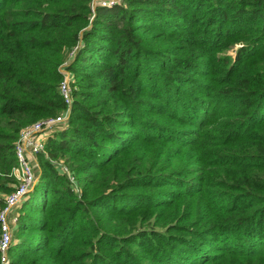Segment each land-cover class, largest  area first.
<instances>
[{"label": "trees", "instance_id": "trees-1", "mask_svg": "<svg viewBox=\"0 0 264 264\" xmlns=\"http://www.w3.org/2000/svg\"><path fill=\"white\" fill-rule=\"evenodd\" d=\"M91 7L0 0V209L18 132L65 116L8 264H264V0Z\"/></svg>", "mask_w": 264, "mask_h": 264}, {"label": "built area", "instance_id": "built-area-1", "mask_svg": "<svg viewBox=\"0 0 264 264\" xmlns=\"http://www.w3.org/2000/svg\"><path fill=\"white\" fill-rule=\"evenodd\" d=\"M100 1V4L104 6L112 4L114 0ZM58 89L65 103L69 105V87L65 78L60 81ZM61 117L48 118L34 122L21 129L15 139L14 155L16 158V166L13 169V174L17 179V184L15 188L5 196L4 205L0 209V264L9 263L8 248L11 242L10 222H16L17 217L13 209L29 191L35 180L27 156L30 155L33 157L34 154L43 149L46 132L49 131L55 123L62 121Z\"/></svg>", "mask_w": 264, "mask_h": 264}, {"label": "rangeland", "instance_id": "rangeland-1", "mask_svg": "<svg viewBox=\"0 0 264 264\" xmlns=\"http://www.w3.org/2000/svg\"><path fill=\"white\" fill-rule=\"evenodd\" d=\"M120 0H114L113 1V3L112 4H110V5H108V6H111V5H113V4H115V3H118ZM101 1L100 0H92V10L94 9V7L96 6V5H99V6H101ZM235 47H237L236 45H233L232 47H228L227 49H226V53H233V49L235 48ZM225 50V49H224ZM223 50V51H224ZM63 78H65V80L67 81V83H68V80L70 79V75H68L67 73H65V75H64V77ZM62 119L61 120H63L64 118H65V116H63V117H61ZM46 134H47V132H46ZM28 158H29V162L30 161H33V163L35 162V158H34V160L32 159V160H30L31 158L29 157V156H27ZM15 209H17V208H15ZM14 210V209H13ZM14 212H17V210H15ZM15 223V222H14ZM10 225L12 226L13 225V223L12 222H10Z\"/></svg>", "mask_w": 264, "mask_h": 264}, {"label": "crops", "instance_id": "crops-1", "mask_svg": "<svg viewBox=\"0 0 264 264\" xmlns=\"http://www.w3.org/2000/svg\"><path fill=\"white\" fill-rule=\"evenodd\" d=\"M29 157L31 158V160H32V159L34 160V158H33L32 156L29 155ZM13 211H14V210H13ZM14 213H16V212H14Z\"/></svg>", "mask_w": 264, "mask_h": 264}]
</instances>
